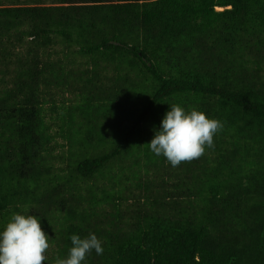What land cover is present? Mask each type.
Returning a JSON list of instances; mask_svg holds the SVG:
<instances>
[{
    "label": "trees",
    "instance_id": "1",
    "mask_svg": "<svg viewBox=\"0 0 264 264\" xmlns=\"http://www.w3.org/2000/svg\"><path fill=\"white\" fill-rule=\"evenodd\" d=\"M173 103L224 125L176 167ZM25 210L44 264L89 232L86 264H264V0L0 2V227Z\"/></svg>",
    "mask_w": 264,
    "mask_h": 264
},
{
    "label": "clouds",
    "instance_id": "2",
    "mask_svg": "<svg viewBox=\"0 0 264 264\" xmlns=\"http://www.w3.org/2000/svg\"><path fill=\"white\" fill-rule=\"evenodd\" d=\"M169 106L147 144L154 155L163 156L176 167L199 158L206 148L213 147V138L224 125L195 107L187 109L178 103ZM40 218L25 210L13 213L0 227V264H44L51 239ZM70 240L72 246L67 256H58L54 264H86V257L93 250L103 255V242L93 232L84 237L72 234Z\"/></svg>",
    "mask_w": 264,
    "mask_h": 264
},
{
    "label": "rangeland",
    "instance_id": "3",
    "mask_svg": "<svg viewBox=\"0 0 264 264\" xmlns=\"http://www.w3.org/2000/svg\"><path fill=\"white\" fill-rule=\"evenodd\" d=\"M9 1L10 0H0V2H3V3H9ZM35 1L36 0H32V2H35ZM39 1L40 2H44L45 4L48 5V4H50V2H53L55 0H37V2H39ZM56 141L58 142V144L54 146L55 153L56 154L65 153L66 152V148H67L66 141L63 138L59 137V136L56 138ZM60 144H64V145L63 146H60ZM58 164H60V163L57 162L56 165H58Z\"/></svg>",
    "mask_w": 264,
    "mask_h": 264
}]
</instances>
